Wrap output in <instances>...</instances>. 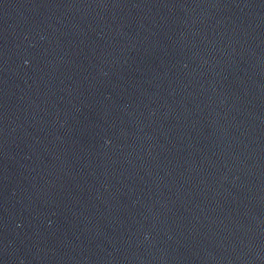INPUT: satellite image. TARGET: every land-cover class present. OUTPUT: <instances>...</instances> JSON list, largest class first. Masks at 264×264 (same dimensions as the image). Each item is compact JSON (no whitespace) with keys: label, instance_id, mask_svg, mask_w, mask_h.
Wrapping results in <instances>:
<instances>
[{"label":"water","instance_id":"1","mask_svg":"<svg viewBox=\"0 0 264 264\" xmlns=\"http://www.w3.org/2000/svg\"><path fill=\"white\" fill-rule=\"evenodd\" d=\"M0 264H264V0H0Z\"/></svg>","mask_w":264,"mask_h":264}]
</instances>
